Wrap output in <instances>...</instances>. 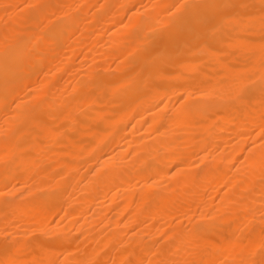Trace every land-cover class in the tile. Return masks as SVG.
Segmentation results:
<instances>
[{
	"label": "bare ground",
	"instance_id": "6f19581e",
	"mask_svg": "<svg viewBox=\"0 0 264 264\" xmlns=\"http://www.w3.org/2000/svg\"><path fill=\"white\" fill-rule=\"evenodd\" d=\"M0 264H264V0H0Z\"/></svg>",
	"mask_w": 264,
	"mask_h": 264
},
{
	"label": "snow or ice",
	"instance_id": "6c2138e0",
	"mask_svg": "<svg viewBox=\"0 0 264 264\" xmlns=\"http://www.w3.org/2000/svg\"><path fill=\"white\" fill-rule=\"evenodd\" d=\"M173 7H176V6H173Z\"/></svg>",
	"mask_w": 264,
	"mask_h": 264
}]
</instances>
